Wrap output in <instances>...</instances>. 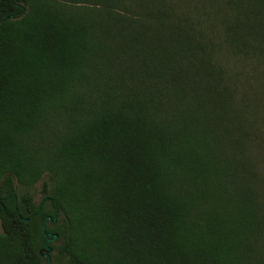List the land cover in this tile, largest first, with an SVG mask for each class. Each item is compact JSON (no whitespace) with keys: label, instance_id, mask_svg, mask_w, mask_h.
Returning a JSON list of instances; mask_svg holds the SVG:
<instances>
[{"label":"trees","instance_id":"trees-1","mask_svg":"<svg viewBox=\"0 0 264 264\" xmlns=\"http://www.w3.org/2000/svg\"><path fill=\"white\" fill-rule=\"evenodd\" d=\"M227 55L264 0H0V264H264Z\"/></svg>","mask_w":264,"mask_h":264},{"label":"rangeland","instance_id":"rangeland-1","mask_svg":"<svg viewBox=\"0 0 264 264\" xmlns=\"http://www.w3.org/2000/svg\"><path fill=\"white\" fill-rule=\"evenodd\" d=\"M224 58L235 87L236 101L241 104L244 112L243 119L249 120V128L257 135V147L251 148V155L258 165L264 192V66L251 59L228 55ZM41 183L37 182L31 189L35 203L42 197ZM51 254L55 252L52 251ZM51 264L57 263L53 260Z\"/></svg>","mask_w":264,"mask_h":264},{"label":"water","instance_id":"water-1","mask_svg":"<svg viewBox=\"0 0 264 264\" xmlns=\"http://www.w3.org/2000/svg\"><path fill=\"white\" fill-rule=\"evenodd\" d=\"M48 218H50V216H47L46 218H45V220H47ZM53 221H55V219H53ZM44 234L46 235V236H48V235H50L48 238H47V240H46V245H47V242H52V241H54L56 238H57V234H53V233H50V232H44ZM51 251V247H48L47 249H46V256L47 257H49V252ZM49 259H48V262H47V264H49Z\"/></svg>","mask_w":264,"mask_h":264},{"label":"flooded vegetation","instance_id":"flooded-vegetation-1","mask_svg":"<svg viewBox=\"0 0 264 264\" xmlns=\"http://www.w3.org/2000/svg\"><path fill=\"white\" fill-rule=\"evenodd\" d=\"M50 218H48L47 220H49ZM53 221V220H52ZM53 222H55V221H53ZM50 235H48L47 237H49ZM43 255L44 256H46V253L45 252H43ZM47 257V256H46Z\"/></svg>","mask_w":264,"mask_h":264}]
</instances>
